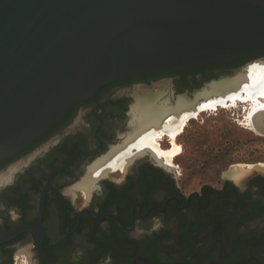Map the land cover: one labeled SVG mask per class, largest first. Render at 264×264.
Segmentation results:
<instances>
[{"label":"flooded vegetation","instance_id":"flooded-vegetation-1","mask_svg":"<svg viewBox=\"0 0 264 264\" xmlns=\"http://www.w3.org/2000/svg\"><path fill=\"white\" fill-rule=\"evenodd\" d=\"M260 62L264 52L148 71L71 103L44 134L0 160V235L11 232L0 243V264H264V167L186 189L175 159L168 165L150 148L139 151L142 137L129 141L142 98L196 110L174 138L167 130L158 137L154 127L144 133L154 131L161 149H171L173 139L181 149L195 147L213 127L231 140L228 148H242L234 140L243 135L264 136V95L244 98L248 88L238 82ZM235 80L234 101L223 92L225 102L198 108L202 92ZM124 144H132L129 159L95 173Z\"/></svg>","mask_w":264,"mask_h":264},{"label":"water","instance_id":"water-1","mask_svg":"<svg viewBox=\"0 0 264 264\" xmlns=\"http://www.w3.org/2000/svg\"><path fill=\"white\" fill-rule=\"evenodd\" d=\"M258 52L264 0H0V160L109 81Z\"/></svg>","mask_w":264,"mask_h":264},{"label":"bare ground","instance_id":"bare-ground-1","mask_svg":"<svg viewBox=\"0 0 264 264\" xmlns=\"http://www.w3.org/2000/svg\"><path fill=\"white\" fill-rule=\"evenodd\" d=\"M241 75V74H240ZM243 77L246 79L238 81L240 85H243L247 90V95L244 98H253L257 95V93H261L264 95V62H260L258 64H254L249 67V74L246 76H239ZM236 80L235 81H230V83L224 88H222L220 85L212 86L208 91L202 92V96L204 97V101L200 104L198 107L199 109L201 108H215L218 103H223L225 102V97L223 92H233L230 87L234 86L238 83ZM255 87L256 91H252L253 88ZM230 91H226V90ZM206 90V89H205ZM235 92L231 94L232 100L236 97H234ZM238 93V90H237ZM227 94V93H226ZM241 96V95H239ZM227 100V99H226ZM255 102V107L261 104L257 98L254 100ZM195 107V106H194ZM197 109V110H199ZM200 110V111H201ZM195 111V112H194ZM172 112V117L169 120V124L163 129L160 127V121L166 113ZM196 113V110H192L189 108V106L182 101H178V104L176 105H171L169 106L167 103L162 102L160 104H155L151 103L150 99L148 98H142L134 107H133V112L131 113V120H132V126H134L132 129H134L133 135L131 139H129L130 142L135 141L136 137H142V144H138V149L139 151H143L144 147L145 148H150V151L157 157L161 159V162L164 163H169L168 165H171V160L174 154H176L179 150L180 147L173 142V147L169 151H164L158 146V140L155 137V132L152 131L151 133L144 134L148 129L151 127H154L157 131H159L158 137L162 135L163 130H167V132L171 135L172 138H174L175 134L183 127V124L188 118L189 115ZM256 118V117H255ZM253 118V119H255ZM262 120V119H261ZM256 121V119H255ZM260 121V120H258ZM258 121H256L258 123ZM255 122V124H256ZM167 123V122H166ZM257 125V124H256ZM131 128V127H130ZM153 128V129H154ZM154 132V133H153ZM138 139V138H137ZM136 139V140H137ZM128 140L125 141L129 142ZM174 141V139H173ZM133 142L132 144H135ZM130 144H124L123 147L121 148H116L113 151H111L110 156L107 159H104V161H99V163L96 164V172L99 173L101 172L102 169L106 168L107 165L113 163L116 160H120L119 162L124 163L125 160L129 159V151H130ZM146 151V150H145ZM107 157V156H106ZM118 162V164H119ZM119 164V165H121ZM126 164V163H125ZM166 164V165H167ZM115 166V165H114ZM124 166V164H123ZM112 167V165H111ZM110 168V166H109ZM94 169V168H93ZM244 169L241 168H235L234 170L231 171V174L240 176L243 172ZM95 171V169H94ZM95 175V174H94Z\"/></svg>","mask_w":264,"mask_h":264},{"label":"rangeland","instance_id":"rangeland-1","mask_svg":"<svg viewBox=\"0 0 264 264\" xmlns=\"http://www.w3.org/2000/svg\"><path fill=\"white\" fill-rule=\"evenodd\" d=\"M212 124L220 127L219 123ZM211 131L212 134L209 137L205 136L204 139L196 140L195 147L181 149L178 145L180 150L172 157L178 165L181 180L186 189L198 188L205 182H217L222 175L228 171L231 174L235 168L244 169L245 172L242 174H249L256 165L264 167L263 135L254 134L256 138H250L251 135L247 138V135H243V139L234 140L240 141L242 148H228L231 140L220 136L219 129L213 127Z\"/></svg>","mask_w":264,"mask_h":264}]
</instances>
